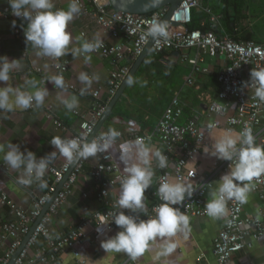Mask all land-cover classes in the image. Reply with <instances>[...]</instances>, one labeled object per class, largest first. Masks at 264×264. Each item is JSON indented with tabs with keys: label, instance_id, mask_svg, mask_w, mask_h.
<instances>
[{
	"label": "built area",
	"instance_id": "obj_1",
	"mask_svg": "<svg viewBox=\"0 0 264 264\" xmlns=\"http://www.w3.org/2000/svg\"><path fill=\"white\" fill-rule=\"evenodd\" d=\"M78 3L81 9H91L97 27L105 31L109 38L115 41L121 39L119 43L102 41V47L90 53V55L108 60L111 70L105 99L102 97L101 89L86 91L83 94L92 98V108L81 122L78 132L71 139L79 138L82 141H87L103 117L107 105L121 88L130 72V65L125 63L128 60L139 58L144 53L150 41V39L143 38L144 33L152 22L162 20L165 11L138 16L114 11L109 0H78ZM194 8H202L208 16L212 28L221 27L220 17L210 9L201 7V0H183L172 15V24L168 25L169 38L154 40L150 52L153 54L194 52L193 59L188 61L192 75L206 72L205 69L200 68L205 56L210 58L222 56L227 64L216 76L219 86L217 94L214 98L209 96L205 98L207 106L204 111L196 110L185 117L184 107L176 96L172 98L169 106L158 119L155 130L136 138L142 139L145 143L160 145L164 149L162 154L168 158L169 163V166L164 169L157 166L159 175L153 176L152 184L145 193L146 200L144 202L148 209V215L141 214L144 219L154 216V207L162 203L157 190L165 177L175 180L195 181L197 179L196 173L193 175L195 171L188 169L187 165L204 145L206 135H208V126L216 125L212 122H205V120L212 117L223 118L225 120L224 129H233L237 132H242L250 127L256 143L264 145V102H260L254 96L255 85L250 80L252 69L264 68V44L233 40L227 34L218 37L212 31L207 33H202L199 30L189 31L188 25L191 23V12ZM14 18L17 17L12 15L8 4L0 6V20ZM57 64L60 65V68L56 67ZM68 67V63L56 60L53 65L55 75L64 77ZM191 79L192 76L186 82L190 86L193 85ZM45 82L46 80H43V83ZM245 84L247 87L244 86ZM65 88L70 89L71 87L65 86ZM79 93L81 94V92ZM230 102L234 104V113L227 115ZM53 123L56 128L65 129L60 121L54 120ZM108 132L99 131L93 140L99 141ZM117 133L119 135L115 144L123 137L121 132L117 131ZM129 137L133 136L129 135ZM229 163L227 161L228 168ZM170 165L172 173L168 175L167 170L170 169ZM82 167L83 164L80 160L74 168L68 166L67 161L60 166L51 162L45 175L50 177L52 182L47 185L46 191L35 196L29 208L18 206L5 193L0 194V264L10 263L24 238L29 235L36 223L25 246L12 264H60V258L63 255H71L75 260L73 264H80L77 260L79 254L76 245L87 237L85 229L90 227L95 233L100 224L99 217L101 215L111 221L119 211L115 207L116 202L105 204V209L85 214L76 226L64 234H53L50 229L51 220L71 195ZM91 176L99 182L97 197L101 201L112 187H120L119 180L123 178L122 172L113 162L109 152L102 153L101 161L92 169ZM253 183L256 187L250 194L256 195L261 202L259 211L261 218L257 220L256 216L243 217L244 205H239L235 201L228 202L229 216L227 220L231 223L226 221L224 228L213 240L212 254L216 264H229L234 254L250 249L252 241L264 238V175L255 179ZM61 184L60 190L49 204ZM192 187L195 189L193 195L186 197L182 205L174 207H180L182 213L189 218L209 217L206 214L205 206L209 201L206 198V189L211 187L210 181L206 180L202 185ZM149 196L153 200L151 204ZM48 204V208L43 212ZM125 212L127 213V211ZM101 229L118 230L114 224ZM33 248L35 251L31 255L30 252ZM132 263L133 261L129 262V264Z\"/></svg>",
	"mask_w": 264,
	"mask_h": 264
},
{
	"label": "crops",
	"instance_id": "obj_2",
	"mask_svg": "<svg viewBox=\"0 0 264 264\" xmlns=\"http://www.w3.org/2000/svg\"><path fill=\"white\" fill-rule=\"evenodd\" d=\"M53 2L55 9L66 10L71 0H53ZM5 4H8L7 0H0V6ZM92 13L90 8L81 9L80 13L69 23L67 30L71 33L72 43L69 45L68 54L58 59L39 57L36 55V50L30 46L27 47L24 37L26 21L18 18L0 20V56H7L10 60L19 59L21 64L20 69L10 73L11 79L8 83L21 90L34 91L35 89L25 85V81L35 80L38 88L48 89V95L42 107L34 106V108L17 109L13 112L0 111V145L5 146V151L7 144L14 143L20 146L21 151L27 149L34 152L37 158L56 152L52 162L60 166L66 159L51 145L52 138L59 136L62 139H71L78 132L81 122L93 104L90 96L79 93L85 88V85L78 79L79 74L83 72L92 78L93 82L85 92L101 89L102 97L105 99L107 96L106 86L111 70L109 61L90 55L91 60L86 63L84 56L71 54L72 48L79 47L85 40H94L97 34L102 41L121 42V39L112 40L105 31L99 29ZM245 15L247 20L243 23V30L238 31L235 38H241L242 41L246 38L248 41L264 44V0L248 1ZM13 21L16 22L15 27L12 26ZM194 55L192 51L164 54L149 52L141 62L133 76L135 83L127 86L100 130L112 129L123 134L122 139L108 151L121 172L122 165L118 159L119 145L153 132L158 119L169 106L172 98L176 96L179 98L184 107V116L187 117L193 111H204L207 106L205 98L207 96L214 98L217 94L219 86L216 76L227 64L225 59L222 56L217 58L205 56L200 68L205 69L206 72L192 75L188 61L193 59ZM56 60L69 65L63 78L65 86L71 88H66V91L48 82V78L55 75L53 65ZM137 60L138 58L128 60L125 64L130 65L131 70ZM191 76L192 86L186 83ZM43 80L46 82L43 83ZM72 96L77 97L78 107L70 111L61 103V98L70 99ZM233 113L234 104L230 102L227 115ZM54 120L60 121L65 129L56 128ZM205 122L215 123L219 129H224L225 126V120L220 117H212ZM148 144L154 145L163 153L164 149L160 145ZM210 146L211 141L206 135L205 143L199 153L187 165L188 169L195 171L197 179L195 181L186 180L192 182V186H200L209 180L211 187L206 189L208 200L211 199V191L215 189L219 178L229 171L227 161L216 159L203 152L205 147ZM101 155L102 153H98L95 157L80 160L83 167L76 186L51 220L50 229L53 234H64L76 226L85 214L101 211L105 209V204L116 202L119 186L112 187L103 201L97 197L99 182L91 176V171L100 163ZM2 156L3 153H0V194L5 193L18 206L29 208L35 196L43 193L46 188L40 189L37 183L31 186L20 185L18 183L20 170L9 168L3 162ZM152 168L153 176L159 175L156 161H153ZM167 173L171 175V165ZM260 208L261 202L257 196L249 194V201L244 204L243 217L256 216ZM225 222L226 220L211 217L190 218L188 239L169 257L172 264H216L212 254L213 240L224 228ZM117 231L119 229H101L94 233L90 227H87L85 229L87 237L76 245L79 254L78 262L80 264H129L131 260L125 253H105L100 247L101 240L115 235ZM34 251L35 248L31 250V255ZM154 254V250L147 251L135 264H154L152 260ZM163 259L161 258L158 264H162ZM74 261L71 255H63L60 258V264H73ZM229 264H264V238L252 241L250 249L234 254Z\"/></svg>",
	"mask_w": 264,
	"mask_h": 264
},
{
	"label": "clouds",
	"instance_id": "obj_3",
	"mask_svg": "<svg viewBox=\"0 0 264 264\" xmlns=\"http://www.w3.org/2000/svg\"><path fill=\"white\" fill-rule=\"evenodd\" d=\"M7 3L13 16L26 21L25 43L27 47L36 50L37 56L58 59L68 54L72 36L67 28L81 11L78 0H71L66 10L55 9L53 0H7ZM15 25L16 22L13 21L12 26ZM143 38L168 39L167 22L159 20L152 22ZM100 47L102 39L97 34L93 41L85 40L79 47L72 48L71 54L84 56L87 63L91 60L90 53ZM56 67L60 68V65L57 64ZM20 68L19 59L10 60L7 56H0V85H3L0 86V111L27 110L33 106L42 107L44 104L48 89L38 88L35 80L25 81V85L35 89L34 91L21 90L8 83L11 79L10 73ZM78 79L85 85V88L81 89L83 95L93 81L83 72L79 74ZM250 80L255 85L254 96L260 102H264V68L252 69ZM48 82L66 91L62 75H53L48 78ZM126 83L132 86L135 81L129 76ZM244 86L247 87V84ZM61 103L70 111L78 107L76 96L70 99L61 98ZM118 135L119 133L110 129L99 141L62 139L57 136L52 138L51 145L66 159L67 165L72 166L81 159L95 157L98 153L113 149ZM208 136L211 146L205 147L203 152L230 163L229 171L219 178L215 189L211 191V199L205 206L206 214L213 219H223L231 223L227 220L228 202L247 204L249 194L256 187L253 181L264 175V145L256 143L250 127L237 132L233 129H219L216 125L210 124ZM6 147L5 151V146L0 145V153H3V162L9 168L20 170L18 183L23 186L37 183L40 189L46 188L47 182L43 177L56 152L37 158L32 151L27 149L21 151L18 144L9 143ZM118 159L122 165L123 177L119 180L120 187L115 204L119 211L111 221L101 215L97 231L111 224L119 231L101 240L100 247L105 253H125L133 264L147 251L154 250L155 254L152 257L154 264L161 262V258H164L162 264H172L169 257L188 239L190 232V218L182 213L180 207L174 206L182 205L186 197L193 195L195 189L192 182L165 177L157 190L162 203L154 207V216L144 219L141 214L148 215L144 201L154 175L152 163L156 161L157 166L164 169L169 166L168 158L154 145L138 138L119 145ZM260 218L261 214L257 211L256 219Z\"/></svg>",
	"mask_w": 264,
	"mask_h": 264
},
{
	"label": "water",
	"instance_id": "obj_4",
	"mask_svg": "<svg viewBox=\"0 0 264 264\" xmlns=\"http://www.w3.org/2000/svg\"><path fill=\"white\" fill-rule=\"evenodd\" d=\"M182 1L183 0H158V2H157V0H109L110 6H111V8L114 11L127 13V14H132V15L143 16V15H149V14H152L154 12H158V11H162L163 10V11H165V16L162 18L161 21H166L168 25L172 24V21H171L172 15L176 11V9L179 7V5L181 4ZM153 41H154L153 39H150V41H149L144 53L138 58V60L136 61L135 65L131 68L128 76L126 77L125 81L123 82L121 88L118 90L116 95L111 99V101L107 105L103 117L101 118V120L99 121V123L95 127L92 135L88 138L87 141H92L93 138L101 130L104 122L106 121L108 116L111 114L112 109L119 102V100L122 97L125 89L127 88V86H128L127 83H126L127 78L129 76H131L133 78V76L135 75L138 67L141 64V62L149 54ZM76 164L77 163L72 165V168H74V166ZM66 178H67V176L65 177L64 181L66 180ZM61 186H62V184L58 186V188H57L55 194L52 196L49 204L51 203L53 198L57 195V193L60 190ZM49 204L44 208L43 212L46 211V209L48 208ZM36 224H34V226L32 227L29 235H27L24 238L21 246L19 247L17 252L14 254V256H13V258L10 261L9 264L13 263V261L16 259V257L20 253V251L23 249V247L25 246V244H26L27 240L29 239L31 233L33 232Z\"/></svg>",
	"mask_w": 264,
	"mask_h": 264
},
{
	"label": "trees",
	"instance_id": "obj_5",
	"mask_svg": "<svg viewBox=\"0 0 264 264\" xmlns=\"http://www.w3.org/2000/svg\"><path fill=\"white\" fill-rule=\"evenodd\" d=\"M248 1L250 0H203L202 7L210 9L215 15L220 17L221 27L212 28L211 22L202 8H194L191 12V23L188 25V30H199L202 33L212 31L218 37L227 34L231 36L233 40H240L241 38H235V35L238 31L243 30V23L247 20L245 12ZM243 39L244 41H248L246 38ZM43 179L47 182V185L52 182L50 177H44ZM148 199L151 204L153 201L151 196H149Z\"/></svg>",
	"mask_w": 264,
	"mask_h": 264
}]
</instances>
